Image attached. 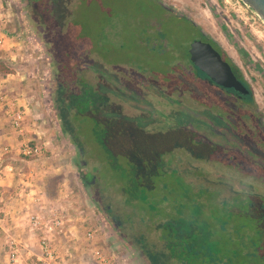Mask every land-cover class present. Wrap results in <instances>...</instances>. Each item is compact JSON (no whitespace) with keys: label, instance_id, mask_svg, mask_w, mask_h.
<instances>
[{"label":"rangeland","instance_id":"rangeland-1","mask_svg":"<svg viewBox=\"0 0 264 264\" xmlns=\"http://www.w3.org/2000/svg\"><path fill=\"white\" fill-rule=\"evenodd\" d=\"M162 1L172 6L175 13L168 12L157 0H55L53 16L57 20L55 26L60 27L52 32L45 23V18H49L44 11L46 4L37 0H0V36L5 38L0 60L13 69L0 75V84L28 105L25 132L18 135L11 112L0 102V172L4 179L13 175L34 188L41 185L42 191L36 193L45 197L46 212L53 206L65 210L64 229L53 236V245L64 258V264H141L136 258L141 248L149 264L152 261L144 250L146 247L153 252L165 250L170 255L172 243L174 249L182 251L181 238L187 236L190 244L195 239L190 240L187 232H179L178 242L170 241V222L179 216L197 220L194 232L201 234L197 236L198 243L209 244L212 238H219L212 240V246L218 245L221 252L217 255L223 258L222 264H231L224 257L225 252L232 256L242 253L243 248H251L252 215L247 210L240 212L236 201L241 194L238 192L243 190L264 197L262 137L251 122L236 115L237 107H230L229 97L210 84L206 86L211 87L215 96L200 89L201 102L193 101L197 108L173 102L178 82L172 71L178 72V68L182 75L188 71L192 65L191 43L204 38L194 21L219 42L224 57L230 58L251 84L264 118V21L243 0ZM68 14L71 15L65 19ZM65 20L70 21L67 29ZM54 35L55 55L50 45ZM84 51L86 56L82 54ZM99 61L110 71L138 70L139 78L126 79L120 71H96ZM84 68L90 71H82ZM143 78L148 81L145 85L141 82ZM94 84L116 99L110 109L114 110L117 104L123 108L125 117L119 122L107 108L101 111L92 105L91 101L100 97ZM63 85L70 87L74 105V135L63 123L57 102ZM85 85L91 101L87 97L83 101H89L92 107L83 109L82 98L73 92H82ZM99 111L98 127L106 132H101L106 145L97 134ZM162 120L168 124H155ZM183 124L226 151H241L242 158L236 153L232 157L224 154L234 168L243 166L252 171L259 166L263 173L246 176L236 168L230 170L223 163L205 159V148L176 137V131L180 130L175 125ZM76 135L87 156L73 141ZM23 142L40 145L42 153L25 156L20 151ZM184 148L202 160H194L190 155L184 159L186 154L180 152ZM181 156V166L187 170L178 168L176 158ZM10 164L15 167L13 173L8 171ZM84 175L88 179L94 176L92 186ZM59 182L64 191L70 192L62 199L58 195ZM12 187L2 185L7 196L13 194L8 203L13 205L16 201L18 208V199L24 203L26 198ZM207 187L211 188L208 192L202 191ZM102 190L108 197H116L109 199ZM190 193L192 197L184 195ZM195 202L203 204L198 215L194 214ZM21 210L22 207L18 220L22 232L14 235L26 238L30 247L23 250V260L16 264H40L39 236L30 228L27 209ZM178 220L182 226L192 225L189 220ZM244 223L247 227L238 230L242 248L238 238L231 237L237 236L235 226ZM0 229L5 236L0 240L2 246L8 235L3 227ZM89 230L94 231L93 238L87 237ZM261 241L264 248V237ZM196 249L199 260L194 262L214 264L204 260L206 247L197 245ZM237 261L248 263L241 255ZM251 262L257 263L256 258ZM0 264H12L5 250L0 254Z\"/></svg>","mask_w":264,"mask_h":264},{"label":"trees","instance_id":"trees-1","mask_svg":"<svg viewBox=\"0 0 264 264\" xmlns=\"http://www.w3.org/2000/svg\"><path fill=\"white\" fill-rule=\"evenodd\" d=\"M37 1L43 5L46 4V6H44L45 7L44 11L49 14L48 16H49L51 21L49 20V18H48V20L45 18V23H47L49 25L50 31L57 32V30L59 29L60 26L59 25L55 26V22L57 20L53 16V15H56L55 8L53 7V2L55 0H37ZM71 14L66 15L65 19L69 18V16ZM64 23H65V28L67 29V27L70 26V21L65 20ZM193 24L200 30V27L196 23L193 22ZM202 35L204 36V34H202ZM56 43H57V41L55 40V35H54L53 41L52 40L50 41L51 52L54 55L56 54V53H54V51L57 50V48L55 47ZM84 53H85V51L82 54L84 56H86ZM84 60L85 59L81 60L80 63L83 64ZM101 62L102 61L97 62L98 63V70L96 69V66L93 65V67L96 69V71H99V72H102V71H106V72L118 71L119 72L120 71L119 73L125 74L126 79H129V80L133 79L136 81L139 78L138 73L140 71H138V70L133 69L135 71L130 72V69L129 70H124V69L112 70L111 69V71H110L109 68L105 69V65H103V63H101ZM128 65L130 66V64H128ZM112 68L118 69L119 67H112ZM82 71L87 72L90 70H88V68H84V69H82ZM177 71L178 72H176V69H175V73H174V71H172V74L175 75L174 78H176V83L178 82L175 85L177 87L176 88L177 91L175 92L176 96L173 97V102L176 101L178 104L182 105V103H184V104L189 105L191 107L197 108L198 105L193 103V101L195 100L197 102H199V101L201 102L202 96L199 92L200 89L203 90L204 92L208 93V94H211V96H215V93L210 90V88L213 86L206 80V77H207L206 73H204L202 70H200L193 63V61H192V65L189 66L188 71H186L184 73V75H182V72H180V70L178 68H177ZM11 72H13V69L6 62L0 60V75H6V74L11 73ZM237 72H238L239 77L251 87V84L247 81V79H245V77L243 76V74L241 73V71L238 68H237ZM168 73H170V71ZM96 77H98L97 74H96ZM141 82L145 85L148 81L146 80V78H143V79H141ZM207 84L208 85L210 84L211 87H207L206 86ZM85 86H87V85H85ZM94 86H95L94 90L97 93H99V96H100L99 98L96 97L94 101H91L90 94L87 93L88 92L87 91L88 86L85 88L83 87L82 92H79V91L73 92L74 94L76 93L75 95H77L78 97L80 96L82 98L81 99L82 101H80L81 102L80 107H82L83 109H86V108L92 107V105H93L98 110L102 109L101 111H104L107 108V111H110L114 115L116 122L117 121L119 122V120L124 118L125 114H123V108L121 110L120 107L118 106V104L114 106V110L110 109V107H112L113 103H116V99L111 98L108 95H106L103 91H101L100 88H98V86H96V84H94ZM68 92H69V94H68ZM89 92H91V91H89ZM70 94H71L70 87H68L67 85H63L62 87H60L57 102H58V105L60 108V114H61L63 123L66 125L68 130L72 132V135H74V134H76V132H75L76 127H75V125L73 126V123H72V112H73L74 105L71 103V99L69 96ZM86 97H87V99H90L92 105L89 104L90 103L89 101L88 102L83 101V99H85ZM107 98H108V100L106 101ZM254 98H255L254 91H253V89H251V93L247 96V99L249 101H254ZM169 104L170 103H167V107ZM205 105H207V104H205ZM184 107H185V105H184ZM101 111L98 112V117L96 119L97 127L101 126L99 123V120H100V118H99L100 114L99 113ZM182 111H184V110H182ZM169 115L170 114H167V116H169ZM158 123H163L164 125H167L168 121L162 120V121L157 122L155 124H158ZM175 126H176L175 128H179L177 130H180V131H176V133H177L176 137L179 136V139L184 138V140H188L192 146L201 147L200 149L205 148V150H206L205 159L207 158V160L209 159V160L214 161V162L223 163L226 167H228L231 170V168H234V166L231 163L230 159L228 157L224 156V154L228 153V155L230 157H232V155H234V153H236L239 156V158H242L244 156L241 151L237 152L235 150H229V151L224 150V148L219 147L217 144H214L210 140L206 139L203 135L199 134L194 129L185 127L186 125H184V124L183 125H175ZM101 132L106 133L104 130H101V128L98 127L97 128V134H98L99 141L102 142L103 144H105V143H107V141H106V138H104L102 136ZM73 141L78 146V148L80 150H82V153H84L87 156L88 153L83 148V145L80 143V141L77 140V135L74 136ZM180 152H184L186 154V155H184L186 157V158L184 157V159H187V156L190 155L189 157H191L194 160H196V159L202 160V159H199L197 154L195 156H192L191 154H189V152L187 151L186 148L181 149ZM176 160H179V164L177 163L179 169H181L182 171L188 169V168L187 169L183 168L181 166V162L183 161L182 156H181V158L177 157ZM244 160L247 162L249 161V159L246 157L244 158ZM114 167H116V166H114ZM235 168L239 172L242 171L243 175H246V176H252V175L254 176V175H257L259 173H263V171L261 169H259L258 167L256 170H252V171L245 169L243 166H236ZM255 171H257V173H255ZM98 173L100 175L99 171H98ZM208 187L205 189L203 188L202 191L205 190V192H208V190L211 189ZM102 191H104L103 195H105V197H108L106 191L105 190H102ZM107 191H108V189H107ZM115 193H113V194H115ZM238 193H241V194H239L240 198L236 201V205L241 208L240 212L244 213L247 210L248 212H250V215H252L251 216V219L253 221L252 224H254V228H252V229L254 230L255 237H257L259 234L262 233L263 227H264V203L261 202V201H264V197L262 198L261 195H259V194H256L254 192L245 191V190L239 191ZM133 195L135 197L137 196L136 193ZM184 195H189L190 197H192L191 193L190 194H184ZM113 197L115 198L116 196L110 195V197H108V198L110 199ZM209 197L213 200V196L210 195ZM128 200H130V199H128ZM109 204H110V202H109ZM194 207L196 210V213H194V214L198 215L202 212L203 204L201 202H195ZM225 209L228 210L227 207ZM253 212H255V214H253ZM226 217L233 218L232 215H227ZM180 218L185 219V220H189L190 222H192V225L189 224V225H186V227H185V225L182 226L183 223L181 222V220L180 221L178 220ZM196 222H197V220H195L193 218H187L185 216H179V217H177L175 222H170V228H171L170 229V236H172V237H170V241L173 239L177 243L178 242L177 240L180 239L179 232H181V233L187 232V233H189L188 236L191 238L190 240L195 239V242L192 244L188 243L187 242V239H188L187 236H184L183 238H181L182 239L181 246H183L182 251H178L177 248L174 249L172 247V243H170V255L165 250L159 251V252H153V250L146 247V249H144V250H145L146 254L149 256V258L151 259V261H152L151 263L152 264H176V263L177 264H201L200 262H194L196 260H199L198 259V254H199L198 252L199 251L196 249V246L200 245L204 248L205 247L207 248L206 254L204 256L206 259H204V260H208V262L209 261L214 262V264H222L223 258L219 257L217 255L219 253L218 245H216V247L212 246V243H213L212 240H214V239L217 240L219 238L218 237H217V239H216V237L212 238L210 240L209 244L207 243L208 245L205 243V241L198 243L197 236H199L201 234L197 231L194 232V225L196 224ZM226 223H227V220H225V218H224V220H223V226L224 227H225ZM240 226H242V225L240 224ZM243 226L247 227V225L245 223L243 224ZM117 227L119 229L122 228L121 225L120 226L118 225ZM175 230H176V233L173 232ZM252 240L254 242H257V241L259 242L261 239L260 238H254ZM175 247H176V245H175ZM171 251H173L174 253ZM168 255L170 256V262L167 260ZM224 257H226V258L228 257L227 259L229 260V262H231V259H232L231 255L227 256V253L225 252Z\"/></svg>","mask_w":264,"mask_h":264},{"label":"built area","instance_id":"built-area-1","mask_svg":"<svg viewBox=\"0 0 264 264\" xmlns=\"http://www.w3.org/2000/svg\"><path fill=\"white\" fill-rule=\"evenodd\" d=\"M4 43L5 38L0 36V49ZM0 102L11 112L12 124L15 130L20 135L24 134L28 105L21 102L20 96L6 91L1 84ZM6 150H9L8 147H6ZM20 151L25 156H39L42 153V147L38 144L23 142ZM7 168L10 173H13L15 170V167L11 164L7 165ZM2 176L3 174L0 172V179ZM25 184H27V187ZM23 185L24 187L22 186L20 191L15 192L22 198H26L23 211L27 209L30 228L39 236L40 246L42 248V256L39 257L40 264H64V258L61 257L53 245V236L58 231H63L64 229L66 224L65 210L53 206L49 209V212H46L45 209L48 208V205L43 194L33 192L31 183L29 182H25ZM11 198H13V194L7 196L6 190L0 184V210ZM94 235V231L92 230L87 232L88 238H93ZM28 247L30 246L24 239L18 238L14 234H8L4 244L0 246V254L2 250H5L9 262L16 264L23 260V250Z\"/></svg>","mask_w":264,"mask_h":264},{"label":"flooded vegetation","instance_id":"flooded-vegetation-1","mask_svg":"<svg viewBox=\"0 0 264 264\" xmlns=\"http://www.w3.org/2000/svg\"><path fill=\"white\" fill-rule=\"evenodd\" d=\"M157 2L159 4H161L168 12L175 13V11H173L174 9L172 8V6L165 4L162 0H157ZM200 30H201L200 32L202 34H204V38H202V39L212 41L213 44L222 52V54L225 53L224 52V49L222 48V46L219 44V42L216 39L210 37L201 28H200ZM229 61L233 65V68H234L235 72L238 74L236 65L230 60V58H229ZM206 80L212 86H214L216 89L220 90L221 92H223L224 94H226L229 97V101H230L229 102V105H230V107L232 105H234V107L236 106L237 107V109H236V115L237 116H240V117H245L247 119V122L248 123L251 122L253 124V127L256 128L257 131L259 132V136L262 137V143L264 145V122H263L264 118L262 117V111H261L260 107L258 106V103H257V101H256L255 98H254V101H249L247 99V96L251 93V89H253L252 86L250 87L245 82L246 85L250 88V92L248 94L241 95L234 88H224V87H222V86H220V85H218L216 83L211 82L208 77H206ZM232 111H233V109H232ZM252 163H253L252 165L255 166V162H252ZM257 167L259 168V166H257ZM263 167H264V165H263ZM93 177L94 176H92L91 179H88L87 176L84 175V179L86 180V182L89 183V185H90V183H92V181L95 182V178L93 179ZM92 185L93 184H91L90 186H92ZM243 228H246V226L236 225L235 226V229H236V232H237V236L236 235H233L231 237L233 240H234L235 237H237L238 240H239V242H240L239 243L240 246H241V241L239 239L238 230L239 229L242 230ZM252 231H253V234L251 236L252 239H254V238H260V239H262L264 237V227H263L262 233L259 234L257 237H255V235H254V230H252ZM251 242H252L251 243V248L252 249L250 248L249 250L248 249L246 250V249L243 248V246H241L243 248L242 253L241 252L240 253L237 252L236 254L234 253V255L232 254L231 264H238L237 259H238V257L240 255L243 256L247 260L248 263H246V264H252L251 261L254 258H256V260H257V263H255V264H264V248H263L262 241L260 240L259 242L258 241L257 242H254L253 240H251ZM141 250H142V252L141 253L139 252L140 254L136 257L138 259L137 261H139L141 264H148L147 262H145V259H144L145 253L143 252V249L142 248H141ZM219 252H221V251H219ZM149 264H152V263H149Z\"/></svg>","mask_w":264,"mask_h":264},{"label":"water","instance_id":"water-1","mask_svg":"<svg viewBox=\"0 0 264 264\" xmlns=\"http://www.w3.org/2000/svg\"><path fill=\"white\" fill-rule=\"evenodd\" d=\"M243 1L264 21V0ZM190 57L193 63L206 73L211 82L224 88H234L241 95L250 92V88L235 72L231 62L224 58L212 41L194 39L190 46Z\"/></svg>","mask_w":264,"mask_h":264},{"label":"crops","instance_id":"crops-1","mask_svg":"<svg viewBox=\"0 0 264 264\" xmlns=\"http://www.w3.org/2000/svg\"><path fill=\"white\" fill-rule=\"evenodd\" d=\"M3 85V84H1ZM12 118V117H11ZM15 132L20 135L16 130ZM13 139L15 141V136H12ZM8 147V146H6ZM9 149V147H8ZM16 149V148H15ZM60 168V167H59ZM66 180V178H63ZM25 182L23 181V184ZM0 184L1 185H6V186H13L12 189L14 191H20V189L22 188V186L24 187V185L22 184L21 180L19 179H15L14 176L12 175V177H7V178H1L0 179ZM25 186L27 187V184H25ZM44 186L46 187L47 186V182L44 184ZM36 187V186H35ZM41 187V185H40ZM40 187L37 185V189L34 188L32 186V189L33 192H39V191H42L40 190ZM57 188L59 189L58 190V195L59 197L62 199L63 195H66L67 193L70 194L69 191H64V186L61 185V183L59 182V184L57 185ZM14 199L11 200V202L13 201ZM20 201V207L17 208V204L16 201H13V205H11V203H7L6 205H8L7 207L3 206L0 210V226L3 227L5 230V232L8 234H15L18 236L19 233L22 232V229L19 227V220L18 218H20L21 214L20 213V209L22 207V210L24 209V203L22 201V199H18ZM22 201V202H21ZM5 211V215L2 214V212ZM25 212V211H24ZM6 221V222H5ZM1 234H4L3 230L0 229V240H3V238L5 236L1 235ZM24 236V235H22ZM24 239V237H23ZM26 240V238L24 239ZM26 243H28V241H25Z\"/></svg>","mask_w":264,"mask_h":264}]
</instances>
